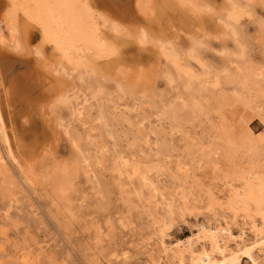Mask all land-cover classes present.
I'll list each match as a JSON object with an SVG mask.
<instances>
[{"label": "rangeland", "instance_id": "rangeland-1", "mask_svg": "<svg viewBox=\"0 0 264 264\" xmlns=\"http://www.w3.org/2000/svg\"><path fill=\"white\" fill-rule=\"evenodd\" d=\"M176 1L180 12L166 14L181 28L167 41H173L168 47L175 50L177 65L159 43L140 45L135 30L96 7L126 27L125 36L116 35L110 24L102 31L122 43L127 62L107 71L101 61L103 75L92 73L83 83L57 75L68 89L76 86L81 100L102 89L101 100L90 99L82 118L63 106L50 107V113L43 106L45 91L27 87L36 74L43 75L35 59L58 62L52 46L43 47L44 58L33 53L41 44L38 31L29 46L33 63L0 81L1 106L22 170L33 182L24 186L18 178L23 172L14 168L13 177L2 175L5 182L0 177V264H152L151 255L160 249L154 216L169 218V240H184L199 223L217 225L209 208L211 188L220 196L216 212L224 214L232 197L229 184L241 190L240 174L264 172V0H197L198 9ZM0 28L6 39V26ZM117 157L149 171L174 204L171 217L160 194L138 179L118 176ZM66 183L70 188L63 198ZM252 253L264 264V255ZM241 264L252 263L243 257Z\"/></svg>", "mask_w": 264, "mask_h": 264}, {"label": "bare ground", "instance_id": "bare-ground-1", "mask_svg": "<svg viewBox=\"0 0 264 264\" xmlns=\"http://www.w3.org/2000/svg\"><path fill=\"white\" fill-rule=\"evenodd\" d=\"M118 1L120 2V0H6L5 2L0 0V26L4 24L8 30L7 38H0V81H4L11 73H14L20 67L29 68L31 63H33L32 59L30 63V58L34 54L37 56L42 54L44 58L43 47L52 46L53 52L58 58V62L56 64H47L45 63L46 60L40 61L44 62L40 63L35 59L34 63L41 69L39 74L42 73L43 75H40V78L37 74V76L32 74L35 78L32 75H28L34 79L31 80L32 85L27 87L33 89L42 88L45 91L47 103L43 106L49 107V110L50 107H55L57 109L58 106H63L71 110L73 117L82 118L86 110H90L89 108L92 106L90 99L91 101H99L103 93L102 89H94L90 97L84 96L81 100L82 93L73 91V89H77L74 88L76 86L68 89L67 87H70V84L66 87L65 85H67V83L64 85L65 80L62 83L61 80L63 79L59 78L69 79L73 82L78 80L80 81L79 83H83L86 82V78L92 73L101 72L99 64L101 61L105 62L104 66L107 71H112L122 62H127L125 60V51L123 52L120 48L122 43L120 44V42L116 40L117 43L115 44L113 41L108 40V37L103 33V27L108 24H110L111 29L116 35L126 34L127 32H125L124 29L126 27L135 30L137 32L135 35L140 45H145L150 42L159 43L161 45V51L165 52L166 57L172 59L171 61L177 65L178 58L175 55V50L168 47L172 45L171 42L173 41H167H169V38L177 37L181 28L177 26L178 22L172 20L166 13L178 10L176 7L178 4L175 6L173 4L175 2L172 3V0H123L122 4ZM179 1H188L191 6L196 9L200 7L196 2L197 0ZM179 1L176 2L179 3ZM227 2L233 3L232 0H227ZM99 6L104 9L108 15L120 19L126 27H123V25L117 21H113L104 14L105 12L102 13L103 11L96 9V7ZM132 7L135 8L132 9ZM233 12H235V10H233ZM181 13H179L180 16ZM20 16L23 18L22 21H20ZM166 17L169 20L163 21L162 19ZM181 17L183 18V16ZM36 31L40 33L41 40L39 43L42 45L39 44L40 48H35L33 46L32 48L36 50H33L34 54L31 55L32 52L29 46L35 37ZM36 55L34 57H36ZM39 56L37 58H39ZM129 62L131 63V61ZM122 65L119 67L122 68ZM100 74L103 75V73ZM27 79L28 77L26 80ZM169 81H172L171 77H169ZM1 85H3V82ZM84 94L87 93L84 92L83 95ZM2 107L0 102V177L3 178L2 175H12L13 177V175H15L13 172L14 170H17V172H15L16 174H18L19 171L22 173L23 161L20 159L21 157H19L20 155L15 145V135L12 129L9 128ZM53 112L54 110H52V113ZM60 119L61 118H59V120ZM86 121L88 122V120ZM99 143H95V145L98 146ZM75 145L77 146L78 144L75 142ZM101 148L103 149L104 147ZM84 161L88 162V159L85 158ZM86 164L87 167L90 166L89 163ZM116 164L115 170L116 173H119L118 176L126 177L130 181L138 179L143 187L152 189L155 196L160 194L162 203L167 201L163 204V206L166 207V214L170 216L174 213V204L172 200L169 201V199H166L163 193H161L162 190L160 192L158 185L151 180L149 171L142 170L139 165L129 164L128 161H125L124 157H119ZM12 168H14V170ZM26 172H23V175H20L18 178L24 186L28 187L33 184V182H31L32 177ZM239 176L242 180L241 182H243L242 191L231 184H229L228 187L232 194V197H228L226 201V212L231 214L230 217H228L230 221L227 215H224L226 212L224 214L218 213L220 210L216 212V206H219V209H221V203L218 201L220 196L215 193L216 191H214L213 188L209 191V197L211 196V201H213L212 203L209 199L212 205V207L209 206V208L210 211H213V215L217 220V225L215 227L207 221L199 223L196 226L195 233L184 240L173 242L169 240L170 236L168 234L166 221L168 217L164 216L162 219H159L154 216L153 224L159 225L160 228V240L158 243L160 249L157 256L156 254L151 255V263L241 264L242 258L245 257L249 259L252 264H262L253 256L252 251H257L258 255L260 253L264 255V172L256 171L254 173L252 172V174L247 172ZM6 179L3 178L2 181L4 180L5 182ZM11 184L12 183L6 186L11 189ZM2 185L4 186V183ZM17 185L19 186V184H16V186ZM68 186L67 183L61 186L60 194L63 198L66 197L65 194L69 192L68 190L70 187ZM0 188L2 189V187ZM6 189L7 188H5V190ZM156 201L161 204L158 200ZM183 203L185 202L183 201ZM186 204L187 202L185 205ZM150 209H152V207ZM254 214L260 217L261 224L257 222V217H255ZM3 232L4 231H2V235L4 234ZM250 233L253 236L252 239L249 236ZM230 242L235 244V248L230 246ZM2 246L1 244V247ZM2 248H4V246ZM22 259L25 261L27 257H23ZM4 261L6 262V260ZM16 262L19 264V261Z\"/></svg>", "mask_w": 264, "mask_h": 264}]
</instances>
